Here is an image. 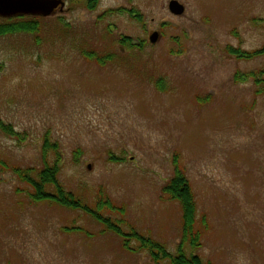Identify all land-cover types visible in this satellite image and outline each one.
Listing matches in <instances>:
<instances>
[{
  "label": "rangeland",
  "instance_id": "obj_1",
  "mask_svg": "<svg viewBox=\"0 0 264 264\" xmlns=\"http://www.w3.org/2000/svg\"><path fill=\"white\" fill-rule=\"evenodd\" d=\"M64 1L62 13L38 18L37 35L0 37V122L14 132L0 131V264H155L83 212L34 203L25 178L45 161L82 204L109 201L114 210L100 215L171 255L182 211L162 188L177 165L201 236L186 255L264 264V53H236L264 48V0H233L232 25L231 1L211 5L222 23L205 21L203 0H180L181 18L169 0H100L93 10ZM84 52L112 59L100 66Z\"/></svg>",
  "mask_w": 264,
  "mask_h": 264
},
{
  "label": "trees",
  "instance_id": "obj_2",
  "mask_svg": "<svg viewBox=\"0 0 264 264\" xmlns=\"http://www.w3.org/2000/svg\"><path fill=\"white\" fill-rule=\"evenodd\" d=\"M83 1L85 3V7L88 10H93L98 5L100 0ZM24 19H28V21H21ZM39 30L40 28L37 18H19V22L15 24L12 23L10 25H0V37L19 34L29 36L37 35ZM36 40V42H39L37 37ZM127 40L128 39L122 38L121 43L127 44ZM236 53H238V57L240 58L246 57L247 59H251L254 56L263 54L264 48L252 54H241L239 52ZM83 56L88 60L93 59L97 61L100 66L105 65L104 63L112 59L111 56L100 57L95 52H84ZM251 77L253 76L236 75L234 81L236 83H241L245 82L246 79ZM157 87L162 88V81L158 82ZM0 131L10 135L14 134L11 126L4 125L2 122H0ZM43 142L45 148H53V150L57 149L54 143L50 144L48 137H45ZM44 163L43 169L37 173L36 180L25 178L34 191L33 195L31 196V199L34 203L48 202L62 208L83 212L97 223L103 225L107 232L119 236L123 240L124 249L131 251L128 248V244L131 241H136L139 244V249L146 250L151 257V260L155 264H158L159 261L163 260H168L170 264H203L198 256H187L183 249L185 244H187L191 250L198 249L201 243V236L200 233L195 229L197 210L194 195L187 178L177 165H175L173 177L162 188V193L168 197L169 201L178 203L182 211L181 243L177 254L171 255L160 244L153 242L150 239L144 238L135 232L130 235L123 234L119 226L113 224L109 218H105L99 213L103 209L110 212L114 210L109 201L105 200V202H103L100 198L96 203L95 209H91L84 203L82 204V202L76 199L73 194L66 192L60 184L58 175L59 167L57 164L54 163L49 165L46 163V161Z\"/></svg>",
  "mask_w": 264,
  "mask_h": 264
},
{
  "label": "water",
  "instance_id": "obj_3",
  "mask_svg": "<svg viewBox=\"0 0 264 264\" xmlns=\"http://www.w3.org/2000/svg\"><path fill=\"white\" fill-rule=\"evenodd\" d=\"M65 2L63 0H0V18L11 19L17 17H40L52 16L57 10L63 12ZM169 12L175 16L183 14V7L176 1L169 3ZM158 34L149 36L150 44L158 41ZM90 170V166L87 167Z\"/></svg>",
  "mask_w": 264,
  "mask_h": 264
},
{
  "label": "flooded vegetation",
  "instance_id": "obj_4",
  "mask_svg": "<svg viewBox=\"0 0 264 264\" xmlns=\"http://www.w3.org/2000/svg\"><path fill=\"white\" fill-rule=\"evenodd\" d=\"M172 1H176L181 7H183V14L181 15V16H178L179 18H181V17H183V15H184V13H185V11H186V6L184 5V4H182L181 2H180V0H169L168 2H167V10H168V12H169V3L170 2H172ZM227 1H231V3H232V5H230L229 7L228 6H226V14H227V17H229V21H230V25H232V23L233 22H236V20H232L231 21V19H230V15H229V11H230V8L232 7V9H233V0H203V3L205 4V21H207V22H214V21H216V22H218L217 20H216V18H214L211 14V12H212V10H210V8H211V5H213V4H216V2L218 3V2H220L221 4H220V8L222 7V6H225V2H227ZM161 3H162V6L164 5L163 3H164V1H161ZM130 13H134L133 11H129ZM128 12V13H129ZM170 13V12H169ZM171 14V13H170ZM234 14V13H233ZM171 16H173L172 14H171ZM135 18H137L138 20H140V18H141V16H140V14H137L136 16H134ZM173 17H177V16H173ZM222 19V18H221ZM223 21H225V20H223ZM223 21H220V22H218V23H222ZM229 25V26H230ZM231 30V29H230ZM152 33H157L158 34V36H159V38L158 39H160L161 38V33H160V31H158V30H155V31H153V32H151V34ZM150 34V35H151ZM149 35V36H150ZM148 36V37H149ZM227 50H228V52L229 53H232V52H236V50L235 49H233L232 47H228L227 48Z\"/></svg>",
  "mask_w": 264,
  "mask_h": 264
}]
</instances>
